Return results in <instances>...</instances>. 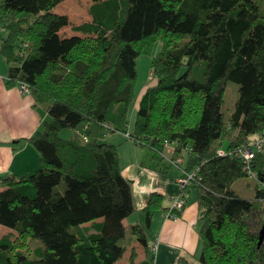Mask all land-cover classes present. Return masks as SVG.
<instances>
[{
	"label": "trees",
	"instance_id": "1",
	"mask_svg": "<svg viewBox=\"0 0 264 264\" xmlns=\"http://www.w3.org/2000/svg\"><path fill=\"white\" fill-rule=\"evenodd\" d=\"M62 1L0 0L7 84H25L49 114L27 138L40 152L39 168L0 183V226L19 233L0 237V264H117L132 240L150 250L158 210L182 216L187 196L175 209L153 192L144 223L126 225L137 211L133 180L118 145L101 140L109 131L159 162L167 147L173 163L184 157L183 177L193 174L185 192L200 189L199 264H264V148L248 162L235 154L264 135L261 1L92 0V21L74 25L72 35L62 34L71 23L55 10ZM143 54L153 56L155 82L139 97ZM230 80L239 97L226 116ZM66 128L76 133L61 136ZM249 175L259 180L256 195L241 197L233 184ZM30 239L42 242L34 256L26 252ZM137 255L133 247L128 264H155Z\"/></svg>",
	"mask_w": 264,
	"mask_h": 264
},
{
	"label": "crops",
	"instance_id": "2",
	"mask_svg": "<svg viewBox=\"0 0 264 264\" xmlns=\"http://www.w3.org/2000/svg\"><path fill=\"white\" fill-rule=\"evenodd\" d=\"M8 72L9 64L0 54V183L4 176L33 173L39 168L40 152L27 138L42 130L44 121L49 119L43 106H35L31 94L24 92L19 85L7 84ZM103 141L118 145L123 174L133 180L138 214L131 225L144 223L143 209L153 192L163 195L165 207L174 205L175 198L183 191L180 179L184 175V169L182 164L171 161L172 147H167L166 158L159 162L152 151L136 144L123 132H109ZM186 193L189 201L178 219L167 217L164 209L155 213L151 225L153 244L150 250L147 251L138 241L132 240L124 256L126 260L123 257L117 264L129 263L133 247L138 253L136 261L152 256L155 264H177L181 257H187L191 261L199 259L203 246L198 203L200 189L192 184L188 186ZM133 215L125 220L126 225Z\"/></svg>",
	"mask_w": 264,
	"mask_h": 264
},
{
	"label": "rangeland",
	"instance_id": "3",
	"mask_svg": "<svg viewBox=\"0 0 264 264\" xmlns=\"http://www.w3.org/2000/svg\"><path fill=\"white\" fill-rule=\"evenodd\" d=\"M260 1H261L262 12L264 14V0H260ZM92 4H93L92 0H63L55 8V10L59 13L68 14L70 21H71L70 25L62 29L63 35H72L76 33L75 30L73 29L74 25H79L84 22L92 21L93 16L90 11ZM157 45H159V43ZM152 58H153L152 55L143 54L138 59L139 79L137 82L138 83L137 90L139 93V97L140 95L143 94L147 86L155 82L153 69L151 67ZM238 97H239V83L232 81V80L228 81L226 91H225V102L223 104V111L225 112L226 116H230L231 113L233 112L234 106H235V103ZM35 106H43L45 108V106L42 104L35 105ZM136 107H137V103L131 109V114H130L131 122H133L134 120V117H135L134 111ZM72 132H73V129L66 128L60 132V135L65 138H69ZM109 132H115V131H109ZM109 132H107L104 136L106 137V135ZM117 132H120V131H117ZM105 137H102L101 140L103 141ZM258 182L259 180L256 177L249 175V176H244L240 178L239 180H237L233 184V187L241 197L251 198L256 195V188H257ZM133 214H132L133 216L129 220H127V225L129 228H130L131 223H133L137 219L138 213L135 212ZM7 235L10 236V238L16 239L19 233L16 232L14 229L1 225L0 226V237L7 236ZM131 236L132 234L130 230H128L127 238L125 240H122L121 243H126V241ZM28 243H29V247H28L29 249L25 248V250L28 249V251L26 252L27 253L29 252L30 256H34L37 247L40 246L42 242L35 240V239H32V240L30 239ZM123 260H126V257H124ZM193 262L196 264H199V259H196Z\"/></svg>",
	"mask_w": 264,
	"mask_h": 264
},
{
	"label": "built area",
	"instance_id": "4",
	"mask_svg": "<svg viewBox=\"0 0 264 264\" xmlns=\"http://www.w3.org/2000/svg\"><path fill=\"white\" fill-rule=\"evenodd\" d=\"M21 89L26 92V93H30L28 87L25 84H21ZM129 136V135H128ZM168 144V143H167ZM264 148V135H259L258 137H256L252 143L251 146H243L241 148H239L235 154L238 155L241 158H244V160L246 162H248L249 160H251L252 158H254V156L256 155L257 151H260ZM221 154H225L226 152L224 150H220L219 151ZM184 161V157H180L178 160H176L177 164H180ZM249 167V165H248ZM193 174H189L188 177H182L180 179V183L183 187V191L175 198V202L173 205V208L175 209H181L184 207L185 202H186V192H185V187L190 183V179L192 177ZM167 217L170 218H174V219H178L179 216L173 212H167Z\"/></svg>",
	"mask_w": 264,
	"mask_h": 264
},
{
	"label": "water",
	"instance_id": "5",
	"mask_svg": "<svg viewBox=\"0 0 264 264\" xmlns=\"http://www.w3.org/2000/svg\"><path fill=\"white\" fill-rule=\"evenodd\" d=\"M263 239H264V228L261 231L260 243L263 241Z\"/></svg>",
	"mask_w": 264,
	"mask_h": 264
}]
</instances>
